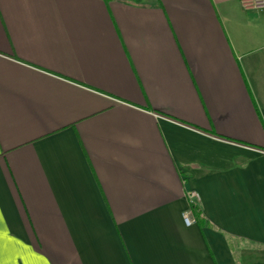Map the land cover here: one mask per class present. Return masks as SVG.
I'll return each instance as SVG.
<instances>
[{
    "label": "crops",
    "instance_id": "obj_1",
    "mask_svg": "<svg viewBox=\"0 0 264 264\" xmlns=\"http://www.w3.org/2000/svg\"><path fill=\"white\" fill-rule=\"evenodd\" d=\"M0 264H264V10L0 0Z\"/></svg>",
    "mask_w": 264,
    "mask_h": 264
},
{
    "label": "built area",
    "instance_id": "obj_2",
    "mask_svg": "<svg viewBox=\"0 0 264 264\" xmlns=\"http://www.w3.org/2000/svg\"><path fill=\"white\" fill-rule=\"evenodd\" d=\"M241 7L247 11H258L264 10V0H239ZM183 221L186 225L193 223L190 217V212H186L182 216Z\"/></svg>",
    "mask_w": 264,
    "mask_h": 264
},
{
    "label": "trees",
    "instance_id": "obj_3",
    "mask_svg": "<svg viewBox=\"0 0 264 264\" xmlns=\"http://www.w3.org/2000/svg\"><path fill=\"white\" fill-rule=\"evenodd\" d=\"M189 209H190V212H191L194 220H196L197 222H200L201 221V217H200L199 209L193 204L189 205Z\"/></svg>",
    "mask_w": 264,
    "mask_h": 264
},
{
    "label": "rangeland",
    "instance_id": "obj_4",
    "mask_svg": "<svg viewBox=\"0 0 264 264\" xmlns=\"http://www.w3.org/2000/svg\"><path fill=\"white\" fill-rule=\"evenodd\" d=\"M190 217H191L192 220L194 219L193 216H192V214H190Z\"/></svg>",
    "mask_w": 264,
    "mask_h": 264
}]
</instances>
